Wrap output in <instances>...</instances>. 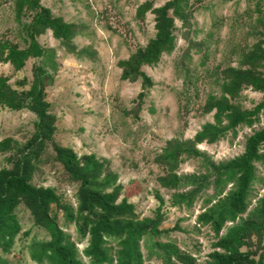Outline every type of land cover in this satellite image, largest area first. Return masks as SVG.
<instances>
[{
	"label": "rangeland",
	"instance_id": "obj_1",
	"mask_svg": "<svg viewBox=\"0 0 264 264\" xmlns=\"http://www.w3.org/2000/svg\"><path fill=\"white\" fill-rule=\"evenodd\" d=\"M146 1L41 0L54 16L82 27L81 36L73 43L75 55L66 53L50 31L38 38L43 48L55 52L56 69L45 82L49 111L56 118L53 141L72 149L78 157L93 154L108 161L121 185L130 187L137 183L139 189L129 195L128 202L134 205L141 219L154 217L160 207L155 197L158 194L163 200L160 210L163 222L159 229L174 228L160 240L173 241L179 251L193 257L196 264H205L216 240L208 227H197L195 223L196 216L202 212L204 196L198 195L189 210L184 206L173 207L170 200L174 192L158 186L157 178L163 171L154 160L168 141L190 140L201 126L212 122L211 115L201 114V107L208 95H220L217 75L227 67H237L241 52L264 40L259 35L264 34V28L258 22L259 19L264 21V0H190L189 27L175 22V49L163 55L154 67L141 68L154 85L147 91L140 112L134 115L132 110L141 92V81H122L117 64L137 48L144 47L155 35L152 14L147 13L143 22L135 19L137 7ZM166 1H156L154 7L163 6ZM21 23L26 24V17ZM2 39L21 49L26 45V35L16 22L13 0H0ZM36 62L29 60L20 71L0 63V77L7 78L13 89L26 91L34 81ZM261 100V94L246 88L236 102L243 109L252 110ZM36 122L35 115L27 110L0 109V142L10 139L17 144L11 145L14 150L21 148L33 136ZM262 128L264 111L252 128L240 127L236 135L228 133L218 143L202 144L197 149L214 164L226 162L240 156L246 139ZM261 150L264 153V145ZM54 157L52 145L47 143L36 163L31 183L53 189L61 205L75 209L77 184L69 182ZM9 158L17 159L15 151L0 154V169H10ZM206 167L201 158L189 159L181 164L178 175H203ZM256 168L262 181L252 187L249 211L264 197V164H257ZM188 190L189 187L184 192ZM208 194H212V189ZM52 214L75 243L79 259L88 264L89 259L82 254L87 239L80 240L74 225L64 219L58 207L52 206ZM16 216L21 233L11 252L7 255L0 252V256L8 264H35L29 257V245L34 241H47L48 236L33 225L23 206H19ZM109 246L115 248V243L110 242ZM141 249L144 264L161 263L156 255L149 256L144 243Z\"/></svg>",
	"mask_w": 264,
	"mask_h": 264
},
{
	"label": "trees",
	"instance_id": "obj_2",
	"mask_svg": "<svg viewBox=\"0 0 264 264\" xmlns=\"http://www.w3.org/2000/svg\"><path fill=\"white\" fill-rule=\"evenodd\" d=\"M160 0H148L139 5L135 19L145 20L147 13L154 16L155 35L144 47L137 48L126 60L118 62L122 81H141V92L132 110L137 115L153 87V82L141 70L154 67L161 57L176 47L175 22L189 27L192 17L190 0H168L154 7ZM16 22L26 35L25 48L21 49L7 39L0 40V63L22 70L33 59V83L30 89L16 90L8 79L0 77V109L12 112L27 110L37 122L31 139L21 148L10 139L0 142V154L15 151L17 159H8L10 169H0V252L7 255L13 249L21 227L16 216L19 206L30 214L33 225L43 230L47 241H34L29 245V257L35 264H86L79 259L78 250L70 237L58 225L52 206L64 213V219L74 225L80 240L87 239L82 254L88 264H144L141 244L149 256L156 255L160 264H196L193 257L179 251L171 240L160 237L172 230H160L163 222L162 198L156 194L160 207L153 218H140L129 195L137 192L138 184L123 186L119 176L106 160L95 155L78 157L70 149L54 143L56 118L49 111L45 82L56 69L55 52L43 48L38 38L50 31L68 54H76L74 39L81 36L82 27L67 23L53 15L41 0H13ZM26 17V24L21 23ZM258 22L264 28V21ZM264 37L263 33L259 34ZM90 53V52H89ZM220 95H208L201 107L202 115H211L212 122L201 126L190 140L168 141L155 162L163 174L157 178L160 188L172 191L171 205L191 209L198 195H203L202 212L196 216L197 227H208L215 243L205 264H264V197L257 200L249 211L252 187L262 180L257 175V164H264V128L254 132L245 141L244 152L226 162L214 164L199 152L202 144L213 145L228 133L236 135L240 127L252 128L264 111V40L241 52L237 67H227L217 75ZM250 88L262 95L261 102L252 110L237 104L241 92ZM128 115V114H127ZM52 145L55 161L62 167L69 182L77 184L76 208L61 205L51 188L36 187L32 179L36 163L46 144ZM201 158L206 170L203 175L181 177L178 170L186 160ZM189 187L190 190L184 192ZM212 189V194L208 190ZM246 215V218H241ZM226 224L232 226L226 228ZM225 230V233L222 232ZM222 234V235H221ZM27 236V234H26ZM115 243V248L109 246ZM0 264H8L0 256Z\"/></svg>",
	"mask_w": 264,
	"mask_h": 264
}]
</instances>
